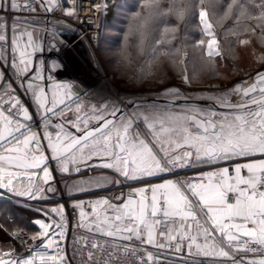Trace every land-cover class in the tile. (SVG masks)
I'll use <instances>...</instances> for the list:
<instances>
[{
    "label": "snow or ice",
    "instance_id": "obj_1",
    "mask_svg": "<svg viewBox=\"0 0 264 264\" xmlns=\"http://www.w3.org/2000/svg\"><path fill=\"white\" fill-rule=\"evenodd\" d=\"M84 2L6 0L7 6H0V189L30 200L49 199V193L59 191L49 183L55 171L70 177L64 184L69 196L96 190L95 199L70 205L77 210L76 227L83 230L73 238L81 264H127L129 258L135 264H159L160 255L148 251V246L184 252L192 264H201L200 258L264 264V71H258L251 84L241 81L217 88L220 95L197 97L218 102L227 109L222 112L191 103L178 112L138 105L121 118L114 104L85 105L81 94L73 91L74 83H56L51 75L49 95L41 83L44 61L33 71V56L42 50L30 19L34 5L39 3L45 12L73 8L71 19H80ZM146 6L158 18L175 16L180 22L194 14L202 36L208 37L194 47L210 65L222 56L217 25H227L234 38L250 33L264 47V0H196L195 5L191 0H168L166 7L162 0H146ZM134 19L141 20L136 29L141 36L137 54L149 56L140 66L141 79L164 85L167 65L191 85L195 74L188 75L187 53L167 47L178 26L165 25L148 54L144 37L149 18L136 13ZM90 21L89 16L83 23ZM250 43L251 39L239 40L241 46ZM56 47L48 46L50 51ZM253 55L264 64V53ZM119 56L122 66L134 63L127 45ZM60 67L52 61L53 70ZM159 95L179 97L180 89L164 87ZM233 96L239 97L235 103ZM66 110L75 112V119ZM34 116L42 133L33 129ZM92 122L95 126L89 127ZM193 169L196 173L189 176L186 170ZM89 171L98 174L84 178ZM153 177H161L162 182L152 183ZM133 181L142 186H134ZM126 187L131 190L125 192ZM50 211L59 222L29 221L38 226L36 231L27 225L10 230L0 224V244L11 241L29 253L24 256L15 246L0 247V264H70L62 247L67 236L64 205ZM10 219L14 222L16 217Z\"/></svg>",
    "mask_w": 264,
    "mask_h": 264
},
{
    "label": "built area",
    "instance_id": "obj_2",
    "mask_svg": "<svg viewBox=\"0 0 264 264\" xmlns=\"http://www.w3.org/2000/svg\"><path fill=\"white\" fill-rule=\"evenodd\" d=\"M0 6L6 7V0H0ZM34 6L36 7V12L31 15L30 19L33 21L34 26L38 30L42 50L36 52L33 56V71L40 67V61L43 60L44 65L42 74L45 76V80L41 83L46 86V91L49 93L51 92L50 85L53 81L56 83H74L75 88L73 91L81 94L83 103L100 105H113L127 96H132L130 93L123 96V92L120 87L115 84L113 80H111V76L106 75L104 72H96L95 67L101 65L98 58V48L101 44L105 29V4H102L100 0H93L91 3L88 2V0H85L83 4V11L79 13L80 19H71L74 12L73 8H57L51 12H45L40 7L39 3H36ZM0 15L3 14L0 13ZM22 15L29 17L27 12H24ZM89 16L91 17V21L89 23H83V20ZM78 40L82 41V46L73 47L74 41L76 42ZM49 44H56V50L50 51L48 48ZM54 60L61 64V67L56 70L51 68L52 61ZM75 64L80 67H75ZM102 74H105L108 78V82L105 84H101L102 82L97 84V81ZM50 75L53 77V81H49L47 79ZM108 83H110L109 87L111 91L107 89ZM18 84L19 81L16 82V85ZM18 91L20 95H23L22 90ZM74 107L75 105H73V108ZM51 119L53 122H60L57 117H51ZM38 122V118L34 116L33 129L42 133L43 127L41 126L38 128ZM186 171L189 176L196 173V170ZM91 173L95 172L89 171L85 175ZM166 175L170 177V174ZM55 179V183L58 185L59 191L57 195H55L54 198L48 202L41 201L40 199L30 200L26 197H16L6 191L4 194L10 200H14L15 202H20L26 206L34 208L41 207L42 205L48 208L50 206L59 207L63 204L65 208V216L67 217V236L62 247L64 248L65 255L70 260V264H81L80 258L74 253L73 238L78 236L83 230L76 227L77 210L73 209L70 205L76 203L77 201L95 199L96 197L94 195V191L96 190L69 196L66 191L60 188L61 180L59 179L58 174H56ZM151 180H154V177L151 178ZM131 183L136 187L141 185L140 182L136 181ZM123 190L128 192L131 189L126 187ZM104 194L118 195L119 192L105 191ZM48 213L51 221L55 220L59 222V217L56 213H52L50 209ZM28 243L32 242L28 241ZM41 250L43 251V249ZM148 251L160 255L161 259L159 264H192V260L187 258L184 252L176 254L167 249L157 250L151 246H148ZM48 252L50 255L54 254L52 249H48ZM18 253H22L24 256L29 255L25 249H23V252ZM141 255H143V253H141ZM200 261L201 264H228L227 261L213 259L205 260L200 258ZM127 264H135V261L129 258Z\"/></svg>",
    "mask_w": 264,
    "mask_h": 264
},
{
    "label": "rangeland",
    "instance_id": "obj_3",
    "mask_svg": "<svg viewBox=\"0 0 264 264\" xmlns=\"http://www.w3.org/2000/svg\"><path fill=\"white\" fill-rule=\"evenodd\" d=\"M133 3L132 0H129ZM149 19L147 22V26L145 29L146 35L144 37V48L147 50V52L150 54L151 50L153 47L156 46V40L160 39V34L159 31L163 28H160V25L162 20L159 19L158 17L155 16V13L152 9H149ZM189 18L195 17L194 14L190 13L187 15ZM124 16L119 15L120 20H124ZM143 18V17H142ZM128 19V18H127ZM139 23H141V20L137 19L135 23L133 24V30L136 33V40L134 43H136V46L140 43L141 36L138 31H136ZM104 34L102 37L101 44L98 48V58L101 63L100 66L95 67L96 72H104L106 75L111 76V80L117 84L121 91L123 92V96H126V94L130 93L132 96H127L123 98L121 101H117L114 105L118 107L119 104H121L125 99L131 98V97H136L139 95H153V96H160L159 91H163L164 87H169V88H179L180 89V96H189L192 98H197V97H207L208 95H220V93L216 92V89H225L227 87H231L236 83H240L246 75H250L251 77H255L256 73L258 71H264V64H258L255 60V56L253 53L258 56L261 53H264V47H262L258 42L255 37H252L250 33H247L244 39H251V43L248 45H239L240 47L238 49L235 48H230L232 53L235 55V58L237 62H239L240 66L239 68L236 67L232 69L231 66H226V67H219L215 61L212 62V65H210L206 60L201 59V51L199 49H196L194 45L189 46L187 48H182V52H186L188 56V63H187V72L190 77H192L195 74V81L189 85L183 83V81L180 79V76L178 75L177 70H173L172 67L167 66V76H166V83L164 85H158L154 83L151 78L147 79H141V72H140V66L143 65L147 59H149V56L146 57L145 59H142L141 57L138 58V62L143 60L144 62L139 65L132 64L131 66H122L118 61L120 60V56L116 53V47L111 46L110 44L113 41H108L107 37L112 36V38H115L116 41L118 40V37L122 39V35L120 36L119 30L125 29L127 25L121 22H112L108 24H104ZM199 34H201L200 30ZM221 34V33H220ZM259 35V29H257V36ZM218 38L221 41V50L222 46L224 45L223 42L224 40L221 38L219 34H217ZM196 39L195 37H192L189 39V41L193 42ZM205 40L207 38H203ZM133 43V44H134ZM123 45V43H122ZM120 47L122 49L123 47ZM150 47L151 50L148 49ZM137 49V48H135ZM116 50V51H115ZM128 53L133 55V48L127 49ZM119 51L118 53H120ZM133 60V57L131 58ZM230 65V64H229ZM214 66V70H213ZM229 68V70H228ZM105 74L101 75V79L103 77V82L101 83V79H98L97 84H105L108 82V78L106 79L104 76ZM93 78V77H91ZM111 81V82H113ZM110 82V83H111ZM110 83L107 85V89L110 90ZM207 86V87H206ZM150 88L152 89H159V91L156 90H149ZM111 91V90H110ZM113 93V91H112ZM134 94V95H133ZM231 98L234 99H239L238 96H233ZM85 104V103H84ZM85 105H95L97 107H100L104 104H85ZM111 106V105H110ZM183 106V105H180ZM184 107H177L176 109H172L174 111H180ZM160 108H165V107H160ZM135 110L131 109L130 111L126 112L124 115H127L128 113H131ZM66 114L70 116L72 119H75L76 113L71 112L68 113L66 111ZM80 115L83 117L84 112H81ZM122 118V117H121ZM94 122L90 123V125H93ZM89 125V127H90ZM69 131L73 132L74 134L76 133V130L74 128H71L70 125H66ZM49 131H53L52 129H49ZM54 134V132H53ZM44 145L47 144L46 140L42 141ZM46 154H51L50 150L45 148ZM58 174L60 181V188H62L64 191L66 189L64 188V184L66 182H69V177L67 179H61L65 176V174H59L58 172L53 171V179L52 185L57 186L56 183H54L55 176ZM98 173H91L88 175H85L84 178L87 176H93ZM54 183V184H53ZM27 198V197H26ZM14 201V200H12ZM20 203V202H17ZM22 205H25L23 203H20ZM26 206V205H25ZM30 207V206H27ZM48 213V212H47ZM49 215V213H48Z\"/></svg>",
    "mask_w": 264,
    "mask_h": 264
},
{
    "label": "trees",
    "instance_id": "obj_4",
    "mask_svg": "<svg viewBox=\"0 0 264 264\" xmlns=\"http://www.w3.org/2000/svg\"><path fill=\"white\" fill-rule=\"evenodd\" d=\"M133 3L129 0H107V4L105 5L106 11L104 13V19H105V24L112 23V22H121L123 21L124 25L126 24L127 27L125 29L119 30L120 36L122 35V39L118 37V40L116 41L115 38H112V36L107 37L108 41H113L110 45L116 47L118 53L121 51L120 47L124 48L125 45H127V49L133 48V55H131V58L133 57V61L135 65L142 64L144 61H137L139 57L142 59H145L148 57V55H138L137 54V46L135 40H136V33L133 30V24L137 19H134L136 16V13H140L141 18L143 17H149V7L146 6V0H132ZM163 5L166 7L168 4V0H162ZM196 0H191V3L195 5ZM124 16V20L119 19V15ZM128 18V19H127ZM163 19L160 25V28H164L165 25H174L178 26V30L175 33V39L172 40V43L170 45H167V47L175 50L176 48H187L189 46H193L199 39L201 38H207L202 36V34H199V28L197 27L198 25V20L196 19V16L193 18H189L186 16L185 21L180 22L177 21L175 16L171 17H164V18H159ZM215 23V20L213 21ZM225 28H221L219 25L216 26V32L221 36V38L224 40L223 46H222V56L215 57V63L219 67H226L228 66H233V68L236 69L239 68L240 64L237 62L235 55L232 53L230 48H235L238 49L240 46L239 40L244 39L246 36L245 33L242 32L241 35L237 37H232L230 33L226 31ZM260 32V30H259ZM221 33V34H220ZM159 34L161 35V30L159 31ZM171 36V34H169ZM196 39L191 42L189 41L190 38L195 37ZM127 37V40H126ZM134 43V44H133ZM147 44L146 42H144ZM145 49V48H144ZM149 50L150 47H148ZM197 49V48H196ZM146 53L147 50L145 49ZM149 54V53H148ZM230 64V65H229ZM229 70V68H228ZM234 70V69H233ZM0 205H3V209L0 210V224H3L5 228H8L10 230H14L17 227H23L27 225L28 229L30 231H36L38 230V226L34 224H28L29 221L38 218V217H44L47 215H44L41 211H37V208L34 207H27L25 205H22L20 203H17L15 201H12L10 199H1L0 198ZM16 217V220L13 222L10 217ZM0 237H2V234H0ZM6 239V238H4ZM16 247L18 252H23V248H20L16 245H14L11 241H7L6 243L0 244V247H3L4 249H8L10 247Z\"/></svg>",
    "mask_w": 264,
    "mask_h": 264
},
{
    "label": "water",
    "instance_id": "obj_5",
    "mask_svg": "<svg viewBox=\"0 0 264 264\" xmlns=\"http://www.w3.org/2000/svg\"><path fill=\"white\" fill-rule=\"evenodd\" d=\"M188 97L189 96L162 97V96L139 95V96H136L130 99H125L123 103L118 106V108L121 110V112L118 113V116L122 117V115H124L130 109L136 108L138 105L156 106V107H173V106H180V105H188L189 103H191V104H194L200 107L215 108V110L218 112L227 110V109L220 108L218 105V102H214L212 100L202 99V98H193L191 100H188L187 99ZM93 126H95V124L91 125L90 127H93ZM77 135H79V133ZM57 207L58 206H50L49 209L51 210L52 208H57Z\"/></svg>",
    "mask_w": 264,
    "mask_h": 264
},
{
    "label": "crops",
    "instance_id": "obj_6",
    "mask_svg": "<svg viewBox=\"0 0 264 264\" xmlns=\"http://www.w3.org/2000/svg\"><path fill=\"white\" fill-rule=\"evenodd\" d=\"M51 94V92L49 93V95ZM238 100V99H237ZM85 104H87V103H85ZM145 107H152V106H145ZM177 107H183V106H173V107H165V108H168V109H176ZM160 108V107H159ZM162 109H164V108H162ZM133 110H136V108L135 109H133ZM91 126V125H90ZM193 170H195V169H193ZM205 170H210V169H205ZM197 171V170H196ZM41 175H42V173H41ZM163 175H166V174H163ZM67 177H69V176H67L66 174H65V176L62 178V180L63 179H67ZM169 178H171V177H169ZM70 180V179H69ZM39 183H42V181H38ZM162 182V179L160 178V177H154V180H152V183H161ZM25 183H27V181H25ZM49 183H51L52 184V181H50ZM54 183H55V180H54ZM53 183V184H54ZM140 186H142V185H140ZM56 188L59 190V188H58V185L56 186ZM4 192H5V190H2V189H0V198L1 199H9V198H7L6 197V195L4 194ZM85 192H89V191H85ZM85 192H80L79 194H82V193H85ZM57 195V194H56ZM48 196L50 197L49 199H40L41 201H44V202H48V201H50L51 199H53L54 198V196L55 195H53V194H51V193H49L48 194ZM40 210L42 213H45V212H49V208L48 207H46V206H41V207H38L37 208V210ZM35 219H43L46 223H50L51 222V220H50V217H49V215H47V217L46 216H44V217H38V218H35ZM35 219H33V220H35Z\"/></svg>",
    "mask_w": 264,
    "mask_h": 264
},
{
    "label": "bare ground",
    "instance_id": "obj_7",
    "mask_svg": "<svg viewBox=\"0 0 264 264\" xmlns=\"http://www.w3.org/2000/svg\"><path fill=\"white\" fill-rule=\"evenodd\" d=\"M80 46H82V41H81V40H78V41H76V42L74 41L73 47H80ZM75 67H80V66H77V65L75 64ZM104 77L107 79L106 76H104ZM99 79H101V78H99ZM102 79H103V77H102ZM102 79H101V82H103V80H104V79H103V80H102ZM243 79H244V80H242V81H247V83L250 84L251 82H253V79H254V78L251 77L250 75H246L245 77H243ZM206 87H207V86H206ZM131 98H133V97H131ZM128 99H130V98H128ZM233 100H234V101H237V100L234 99V98H233ZM122 103H123V102H122ZM122 103H121V104H122ZM119 105H120V104H119ZM119 105H118V106H119Z\"/></svg>",
    "mask_w": 264,
    "mask_h": 264
},
{
    "label": "flooded vegetation",
    "instance_id": "obj_8",
    "mask_svg": "<svg viewBox=\"0 0 264 264\" xmlns=\"http://www.w3.org/2000/svg\"><path fill=\"white\" fill-rule=\"evenodd\" d=\"M144 96H151V95H144ZM152 96H153V95H152ZM208 96H209V95H208ZM231 100H232V102H236V101L233 100V98H231ZM183 106H188V105H183ZM136 108H137V107H136ZM133 109H135V108H133ZM130 110H131V109H130ZM130 110H129V111H130Z\"/></svg>",
    "mask_w": 264,
    "mask_h": 264
}]
</instances>
